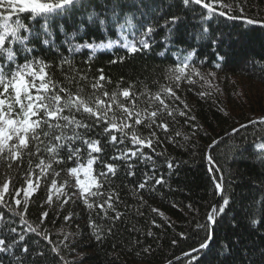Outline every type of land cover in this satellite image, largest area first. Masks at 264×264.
I'll list each match as a JSON object with an SVG mask.
<instances>
[{
	"label": "snow or ice",
	"instance_id": "1",
	"mask_svg": "<svg viewBox=\"0 0 264 264\" xmlns=\"http://www.w3.org/2000/svg\"><path fill=\"white\" fill-rule=\"evenodd\" d=\"M179 2L182 6L180 11L171 17H164L161 25L158 19L149 14L151 10L159 17L164 10V4H157L154 0H0V164L6 162L8 169L16 164L17 169H22L27 163L23 186L17 187L7 177L0 184V208L8 213L5 216L0 212V264H48V254L42 248L30 245L26 234L39 238L37 245L40 240L53 245L45 221L55 217L52 219L55 224L56 219L62 215L65 222H74V213L65 212V205L70 202L89 212L86 227L91 229L90 239L103 243L108 236L115 235L114 229L117 226L114 222L121 220L123 213L117 207L120 193L112 178H119L121 168L127 177H135L136 161L151 166L150 173L142 174L143 178L136 186L139 190L151 192L155 186L167 182L163 175H156L157 162L143 149H149L156 156H164L165 152L157 149H162L165 142L175 143L167 135L169 124L159 118L166 115L175 120L178 110L176 101L188 109V105L177 93L184 81L192 84L194 77L205 79L193 60L198 52L188 49L173 53L176 57L174 65L166 67L163 72L162 78L167 83L161 84L155 93H141L149 97L147 108L137 106L139 97L136 96L132 98V107L120 102L118 96L130 97L131 85L122 92L118 89L111 93L107 90L98 91L104 88L100 82L111 83V78L106 76L103 68L97 69L98 75L93 77L91 88L94 91L86 92L80 82L87 81L88 76L76 68L74 59L75 54L84 49H90L95 54L97 48L110 49L114 45L124 49L125 55L110 59L111 64H123L129 56L147 54L152 50V37L158 27L166 29L168 35L164 37V42L167 44L172 39L173 28L181 22L182 12L195 11L193 6L200 9L202 21L197 39L213 46L219 44V38L205 25L214 18H243L248 25L264 26V19L244 15L247 8L243 0ZM68 18H71L70 25ZM91 29L103 32L108 43L94 45L91 42H74L82 32ZM109 30H115L119 40L111 39ZM57 31L64 33L71 58L55 43ZM130 34L135 37L134 40L128 39ZM168 51L170 49L164 47L158 55L164 56ZM216 66L221 67L219 62ZM57 68L64 73L66 84L53 78ZM156 83L159 84V81ZM189 113L190 109L179 110L180 117L195 121L197 117ZM225 115L230 117V113ZM259 123L264 125V119ZM141 125L151 129L148 136L142 135L136 127ZM156 128L164 131L163 138L157 136ZM247 130L248 125L240 123L238 127L232 128L229 138ZM201 131L206 130L203 125H197L192 137L198 136ZM260 131L264 132V127ZM176 135L180 136L181 133L177 132ZM184 139L189 140L190 137L185 136ZM221 143L226 141L212 139L205 151L207 148L215 150ZM109 145L116 152H109ZM121 145L123 147H118ZM41 153L46 154V158L41 157ZM34 157L38 158L35 166ZM208 159L210 162L215 160L211 155ZM259 159L264 164V153L260 154ZM165 163L169 175L179 167L172 160L166 159ZM54 165L60 166V170ZM37 168L39 173L35 171ZM61 171L66 172L71 180L65 179L60 184L56 179L51 180L50 187L56 189L58 195L55 199L51 195L47 196L38 222H30L29 204L33 191L39 188L40 178L48 175L58 178ZM221 179L218 178L214 187L222 202L212 207L203 224L197 223V228L203 230L205 236L199 247H193L192 252L185 253L189 261L193 253L209 249L215 226L230 207ZM139 199L147 203L143 192ZM256 206L260 219L250 209L251 225L264 222V186L261 196L253 201V208ZM187 207L189 211H195L191 204ZM151 211L164 215L157 208ZM97 217L111 223L107 226L99 224ZM180 235L187 239L184 233ZM67 240L66 234L64 241ZM172 243L176 244L177 240L173 239ZM64 246L67 247L66 244ZM52 252L59 257L55 264H68L61 255L59 245L53 247ZM144 252L148 253L150 249H144ZM169 264H172L171 260Z\"/></svg>",
	"mask_w": 264,
	"mask_h": 264
},
{
	"label": "trees",
	"instance_id": "2",
	"mask_svg": "<svg viewBox=\"0 0 264 264\" xmlns=\"http://www.w3.org/2000/svg\"><path fill=\"white\" fill-rule=\"evenodd\" d=\"M154 2L164 4V10L159 17L149 10V14L158 19L161 25L164 17H171L182 7L179 0ZM243 2L247 8L245 16L264 19V0ZM193 8L196 10L182 12L181 22L173 28L170 42L165 44L164 37L168 33L164 27H158L152 37V50L147 54L129 56L123 64L109 63L110 59L125 55V50L118 45L106 50L97 48L95 54H92L90 49L75 54L76 68L88 76L87 81L80 82L86 92L94 91L91 88L93 77L98 75L97 69L103 68L106 76L111 78V83L100 82L104 88L98 91L107 90L111 93L118 89L122 92L131 85L129 98L118 96L120 102L129 107L133 106V96L139 97L138 107H148L146 101L149 97L141 93H155L161 84L167 83L162 78L163 72L166 67L174 65L175 52L188 49L198 52L193 60L205 79L194 77L192 84L184 81L177 93L188 105L189 114L197 119L187 121L185 117H180L179 110L188 109H184V104L176 101V119L166 115L159 118L169 124L167 135L171 136L175 143L165 142L162 149H157L163 150L164 156H156L149 149H143L156 160V175H163L167 182L155 186L151 192L139 190L136 186L142 180L144 172H151V166L136 161L135 177H127L121 168L118 172L119 178L112 179L120 193L117 207L123 217L114 222L117 226L114 229L115 235L108 236L103 243L89 238L91 229L86 227L89 212L71 202L65 205V212L74 213V222H65L62 215L56 219L55 224L52 223L55 217L45 221L50 238L54 241L53 245H48L43 240L37 245L39 238L26 234L30 245L38 246L48 254V264H55L59 259L52 252L56 245L60 246L61 255L68 264H166L169 260L173 261L186 252H191L193 247H199L205 236V232L197 228V223L203 224L212 207L222 202L220 197L215 204L217 193L214 186L218 178H222L220 182L225 186V195L230 200V207L215 226L209 249L194 254L191 261L185 257L175 260L172 264H180L181 261L184 264H264V222L251 225L249 220L250 209L255 211L257 219H260L258 206L253 208V201L261 196L264 186V164L259 159L260 154L264 153V132L260 131L264 125H249L247 131L229 138L234 126L264 118V26L248 25L243 18H214L205 25L219 38V44L213 46L197 39L202 21L198 6ZM70 23L71 18H68V25ZM109 35L111 39L119 40L115 30H109ZM128 39L134 40L135 37L130 34ZM74 42H91L98 45L108 43V40L104 39V33L100 30L91 29L82 32ZM55 43L71 58V54L67 52L68 44L64 33L56 32ZM164 47L170 51L164 56L158 55ZM218 62L221 67L216 66ZM65 69L67 70V66ZM53 78L67 83L59 68L53 73ZM156 81H159V84ZM225 113H230V117ZM197 125H203L206 131L192 137ZM136 127L144 136H148L151 131L142 125ZM155 131L157 136H165L162 129L156 128ZM177 132L181 135L177 136ZM185 136L190 139L185 140ZM212 139L224 140L226 143H221L215 150L207 148L205 151ZM108 151L116 152V149L109 145ZM209 155L215 158L213 162L209 161ZM41 157L46 158V154L41 153ZM166 159L179 164L171 175L165 163ZM37 162L38 158L34 157L33 166ZM54 167L60 170V166ZM214 168L217 170L213 171ZM26 171V162L22 169H17L16 164H13L12 169H8L6 162L2 163L0 184L7 177L17 187H21L24 185ZM35 171L39 173L38 168ZM52 179H56L58 184L63 183L65 179L71 180L64 171H61L58 178L52 175L40 178L39 188L32 194L28 209V219L32 223L38 222L37 218L47 196L51 195L54 199L57 197L53 195L50 187ZM141 192L147 201L146 204L139 199ZM189 204L195 211H189ZM152 208H157L164 215L152 212ZM0 212L8 215L3 208H0ZM97 223L107 226L111 222L97 217ZM169 224L172 226L169 227ZM181 233H184L187 239L181 237ZM66 234L68 240L64 241ZM173 239L177 240L176 244L172 243ZM237 240L238 244L235 243ZM225 245L229 247L225 248ZM144 249H150V252L145 253Z\"/></svg>",
	"mask_w": 264,
	"mask_h": 264
},
{
	"label": "water",
	"instance_id": "3",
	"mask_svg": "<svg viewBox=\"0 0 264 264\" xmlns=\"http://www.w3.org/2000/svg\"><path fill=\"white\" fill-rule=\"evenodd\" d=\"M262 119H264V118L254 120V121H252V122L259 123V121L262 120ZM252 122L248 123L247 125L249 126V125L255 124V123H252ZM219 198H220V195L217 194L215 204L218 202ZM214 206H215V205H214ZM191 252H192V251H191ZM194 254H196V253H193V255H194ZM185 257H186L185 254H183V255L177 257L176 259H174L172 262H174L175 260H178V259L185 258ZM166 264H169V263H166Z\"/></svg>",
	"mask_w": 264,
	"mask_h": 264
},
{
	"label": "rangeland",
	"instance_id": "4",
	"mask_svg": "<svg viewBox=\"0 0 264 264\" xmlns=\"http://www.w3.org/2000/svg\"><path fill=\"white\" fill-rule=\"evenodd\" d=\"M105 44H106V43H105ZM98 49L106 50V49H109V48H98ZM51 190H52L53 195H56V196L58 195V191H57L56 189H51ZM35 191H36V190H34L33 193H34ZM33 193H32V194H33Z\"/></svg>",
	"mask_w": 264,
	"mask_h": 264
}]
</instances>
